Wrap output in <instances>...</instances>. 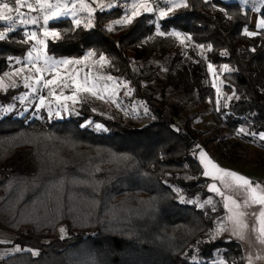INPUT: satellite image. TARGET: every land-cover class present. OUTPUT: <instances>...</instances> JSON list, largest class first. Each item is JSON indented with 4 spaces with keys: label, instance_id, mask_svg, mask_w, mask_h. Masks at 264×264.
Masks as SVG:
<instances>
[{
    "label": "trees",
    "instance_id": "trees-1",
    "mask_svg": "<svg viewBox=\"0 0 264 264\" xmlns=\"http://www.w3.org/2000/svg\"><path fill=\"white\" fill-rule=\"evenodd\" d=\"M185 2L160 21L165 35H157L155 13L109 31L121 7L97 11L92 27L77 28L69 17L49 23L60 33L48 39L50 54L81 57L92 50L106 56L107 72L129 81L149 112L142 125L101 114L86 101L69 119L0 116V229L14 234L11 244L27 248L2 264H248L243 242L213 238L224 206L190 201L213 195L195 158L197 147L215 156L228 139L222 132L205 136L197 114L178 128L154 85L166 68L164 86L196 91L199 102L214 100L216 90L204 73L209 64L229 65L224 89L237 98L212 114L229 131L244 127L245 139L257 137L264 133V29L245 34L253 7L240 0ZM259 12L264 19V3ZM176 31L202 54L192 67L177 66L182 55L180 36L171 35ZM31 47L23 28L9 32L0 41V74L10 57ZM151 61L158 64L141 66ZM19 92L0 91V102L10 103ZM88 120L104 123L106 131ZM223 157L236 160L233 152ZM61 226L68 232L63 238Z\"/></svg>",
    "mask_w": 264,
    "mask_h": 264
},
{
    "label": "rangeland",
    "instance_id": "rangeland-1",
    "mask_svg": "<svg viewBox=\"0 0 264 264\" xmlns=\"http://www.w3.org/2000/svg\"><path fill=\"white\" fill-rule=\"evenodd\" d=\"M132 2L133 0H83V4H81L80 0H47V4L41 5L36 0H25L24 5L19 8V13L6 11V15L13 17V22L15 23L14 29L23 28L25 37L27 33L31 32H36L37 36L33 39L26 38L32 44L31 49L22 57H10L8 68L0 74V81H2L0 91H4L10 87L21 88V92L10 103L0 102V107L8 110L6 113H0V116H23L29 113L31 117L36 118L69 119L78 116L80 103L86 101L91 103L101 114L115 115L134 125H142L149 112L148 106L143 100L134 97L133 87L129 81L107 72L109 59L106 56L103 55L106 57L105 61H101L100 56L96 54L85 59L87 53L92 51L89 50L81 57H56L47 50L48 39L52 37H45L43 34V17L47 13L53 11L61 13L55 19L49 20L47 25L49 28H51L49 26L50 22L66 18L62 15L65 11L71 13L67 17L72 20L74 16L80 19V25L92 27L94 25V15L97 11H108L116 7H121L123 9L122 15L114 18L107 24L108 28L110 26L114 28L116 25H119L116 21L123 20L125 14L131 15L133 11ZM0 3H9L10 7H15V0H0ZM176 3L178 4L179 0H176ZM28 4H31L32 7L29 8L27 6ZM109 4L113 6L109 8ZM150 4L153 11L144 12L141 10L140 15L143 13H155V21L158 26L163 18L172 16L181 8L180 6L173 7L168 0H150ZM84 5H87V7ZM252 7H256L255 1ZM169 8L172 10L165 17L160 18V9L168 10ZM90 9L92 10L91 25L88 26ZM18 16L27 21L36 19L37 23H21L17 19ZM9 23L6 20L0 21V31H4L9 26ZM176 32L180 33V54L182 55L181 63L177 64V66L179 68L183 65L192 67L199 61L202 54L188 36L180 31ZM38 40H43L44 44L38 43ZM48 58L50 60L46 64L45 60ZM63 59L79 60L80 63H52V61H60ZM17 60L20 63H17ZM156 64L158 62L151 61L149 64H141V66L150 67ZM225 65L227 64L222 66L212 65V69L209 70L208 67L204 73L205 81L210 82L216 90L214 100L207 99L204 102H199L196 91L190 92L185 89H176L173 85L164 86L166 68H164L159 76L156 85H154V89L156 90L158 98L165 100L167 112L173 118L178 128L184 124L188 116L197 114L196 124L205 132V136L215 132H222L228 139L226 147L214 151L215 156L209 154L203 145L198 146L195 154L200 162L202 159L199 153L202 151L208 154L210 159L222 170L242 175L252 181L253 184H258L261 188H264V140L260 139V136L264 133L257 135V137L254 135L252 139L247 140L243 137V135L249 134L246 128L241 127L238 131H229L224 124H218L212 114L213 110H219L222 106H227L237 98L236 94L224 89L223 74L231 68L229 65L225 68ZM37 69H40V71H37ZM177 70L178 68L174 72ZM109 76L113 77V79L108 80L107 78ZM85 79L89 86L94 85L92 91H77L75 82L83 84ZM46 81H52V83L46 84ZM25 83L29 86L25 87ZM93 93H98L103 98H97ZM41 97H43V105L40 103ZM69 97H74V99ZM87 123H90L91 127L95 130H97L95 127L97 124L101 125L103 129H106L104 123L99 121L92 122L88 120ZM228 152H233L236 160L223 157V154H228ZM203 167L205 171V165ZM210 173L212 174L209 176L203 175L209 179L208 189L210 185L215 184L226 196H231L242 204L246 199V193L242 188H238L229 177H224L222 181L219 177L223 174L220 172ZM212 192L213 195L206 199L194 198L190 201L197 203L201 207H217L219 204L224 206L221 195L215 191ZM181 199L185 200L184 197ZM209 201L211 202L208 203ZM262 207L264 206L252 204L250 207L243 209L248 213L244 217L248 227L242 231L244 236L242 240L237 235H233L231 231L216 232L217 224L221 221H226V217L228 216L227 211L224 216L215 221L213 228V236L216 239H236L243 242L248 264H264V242L258 239L260 236V225L257 222V216ZM228 227L230 229L231 225ZM61 228L65 230L61 235L67 236L68 232L66 227L61 226L60 230ZM0 232V241L7 243V246L0 248V264H2L4 257L17 253V247L21 251L27 248H22L19 244H11L14 241L13 233L2 229H0Z\"/></svg>",
    "mask_w": 264,
    "mask_h": 264
},
{
    "label": "snow or ice",
    "instance_id": "snow-or-ice-1",
    "mask_svg": "<svg viewBox=\"0 0 264 264\" xmlns=\"http://www.w3.org/2000/svg\"><path fill=\"white\" fill-rule=\"evenodd\" d=\"M36 2L38 4L44 5L47 4V0H36ZM169 3H171L173 5V7H187V3L185 2V0H179V3H176V0H168ZM242 5H246L249 3V0H240ZM25 3V0H15V7H10L9 3H0V21H9V26L4 30V31H0V41H3L7 38V33L11 32L14 30L15 27V23L13 22V17L11 15H6V11L7 12H17L19 13V8L21 6H23ZM80 3L83 4V0H80ZM261 3H264V0H261ZM29 8L32 7L31 4L27 5ZM85 7H87V5H84ZM113 5L109 4L108 7L111 8ZM132 13L131 15H127L125 14L123 20H118L116 21V23L118 24H124V23H128L131 24L132 21L140 15L141 10H143L144 12H152L153 8L151 7L150 4V0H133L132 2ZM172 9L169 8L168 10H164V9H160L159 11V17L163 18L165 17L169 11H171ZM253 11H256L257 9L255 7H253L252 9ZM71 13H69L68 11H65L62 13V15L64 17L69 16ZM61 15V13H58L56 11H53L51 13H47L44 15L43 17V34L45 37H52L53 39H59L60 38V33L58 31L55 30V28H49L47 27L48 22L50 19H55L57 16ZM91 15H92V10H89V24L88 26L91 25ZM74 16V14H73ZM17 19L20 20L21 23H32V24H36L37 20L33 19L31 21H27L25 19H23L22 17L18 16ZM72 24L79 28L80 26V19L78 18H73L72 20ZM258 29H264V19H261L259 21V23L256 25ZM109 31H112L111 26L108 29ZM157 31V35H165V33L160 31L159 26L157 25L156 28ZM245 34L248 36H255L257 33L255 32H248L247 30H245ZM171 35L176 36L177 38H179L180 33L178 32H173L171 33ZM37 33L36 32H31V33H27L26 34V38L27 39H33L36 38ZM183 42V41H182ZM38 43L40 44H44L43 40H38ZM203 47V46H201ZM211 49V46H209V50ZM95 53L92 51H89L87 53V55L85 56V59H87L89 56L94 55ZM29 55H31V53H29ZM50 58L45 60V63H49ZM100 60L101 61H105L106 57H104L103 55L100 56ZM17 63H20L19 60H17ZM52 63H58V64H71V63H80L79 60L73 61L70 59H63L60 61H52ZM33 66H35V64H33ZM209 70L212 69V65L209 64ZM225 68H227V65L224 66ZM37 71H40V69H37ZM108 80H112L113 77L109 76L107 78ZM52 83V81H46V84H50ZM0 86H2V81H0ZM29 85L27 83H25V87H28ZM75 87L77 89V91H85V92H89L92 91L93 86H89L87 83V80L85 79L84 83L81 84L79 82H75ZM94 95L97 96V98H103L101 96H99L98 93H93ZM69 98H73L74 97H69ZM230 99V97H229ZM115 103V101H113ZM40 103L41 105H43V97L40 98ZM8 110L7 109H2V107H0V113H6ZM58 114V113H57ZM83 127V125H82ZM97 130H104L106 131V129H103V127L99 124H97L96 126ZM241 131H243V129H241ZM261 140H264V134H262L260 136ZM199 155L203 158L205 157V154L201 151L199 153ZM201 163H204V159L201 160ZM208 165H211V168L213 170H215L216 172H220L223 175L221 177H219L222 181L224 177H229L231 178V180L235 183V185L238 188H242L243 191L246 193V199L242 202H238L237 200H235L233 197L231 196H226L223 192L220 191V189L215 185L212 184L209 186V190L210 191H215L217 192L219 195H221V197L223 198L224 201V207L226 209V211L228 212V216L226 217V221H221L217 224L216 227V232L219 233L221 231H231V233L233 235H237L239 239H243L244 236L242 234V231L244 229H246L248 227L247 223L244 220V217H246L248 215V213L246 211H244V208H248L250 207L252 204H259L264 206V188H261L260 185L258 184H253L252 181H250L248 178H245L242 175H239L237 173H233V172H229L226 170H222V169H218L217 166L215 164H213L210 160L207 161V163L205 164V171L203 173V175L205 176H209L212 173H210L208 171ZM216 178V177H214ZM211 201H209L208 203H210ZM231 205V207H230ZM257 222L259 223L260 227H259V233L260 236L258 237V239L261 240V242H264V207L261 208L258 216H257ZM229 225H231V228L229 229ZM255 230V229H254ZM61 233L63 234L65 232V230L63 228H61ZM63 238V235L62 237ZM214 238V237H213ZM16 251L19 252L21 251L20 248H16ZM30 251L31 254L33 256H38L39 252L37 250H27ZM92 264H94V262H92ZM216 264H224V261L218 260L216 261Z\"/></svg>",
    "mask_w": 264,
    "mask_h": 264
},
{
    "label": "crops",
    "instance_id": "crops-1",
    "mask_svg": "<svg viewBox=\"0 0 264 264\" xmlns=\"http://www.w3.org/2000/svg\"><path fill=\"white\" fill-rule=\"evenodd\" d=\"M255 3H256V7L255 8L257 10L252 12L251 23H250V26L246 28V30L248 32L258 33L261 29H258L256 25L259 23V21L261 19H263L262 16L260 15V12H259V7L263 3H261V0H255ZM248 4H250V0H249ZM0 234H1V232H0ZM5 246H7V243L0 241V248L1 247H5Z\"/></svg>",
    "mask_w": 264,
    "mask_h": 264
},
{
    "label": "bare ground",
    "instance_id": "bare-ground-1",
    "mask_svg": "<svg viewBox=\"0 0 264 264\" xmlns=\"http://www.w3.org/2000/svg\"><path fill=\"white\" fill-rule=\"evenodd\" d=\"M204 154H205V157H201V159H204V164L203 165H205L206 163H207V161H211L213 164H215L211 159H210V157L208 156V154H206L205 152H203ZM216 165V164H215ZM217 166V165H216ZM217 168L218 169H221V168H219L218 166H217ZM208 171L209 172H216L215 170H213L212 168H211V165H208ZM234 173V172H233ZM218 174V173H217ZM227 178V177H226ZM241 189V188H240ZM254 224V223H253ZM251 226H253V225H251ZM257 226V225H256ZM257 229V228H256ZM259 236V235H258Z\"/></svg>",
    "mask_w": 264,
    "mask_h": 264
},
{
    "label": "built area",
    "instance_id": "built-area-1",
    "mask_svg": "<svg viewBox=\"0 0 264 264\" xmlns=\"http://www.w3.org/2000/svg\"><path fill=\"white\" fill-rule=\"evenodd\" d=\"M255 0H250L251 6H253Z\"/></svg>",
    "mask_w": 264,
    "mask_h": 264
},
{
    "label": "water",
    "instance_id": "water-1",
    "mask_svg": "<svg viewBox=\"0 0 264 264\" xmlns=\"http://www.w3.org/2000/svg\"><path fill=\"white\" fill-rule=\"evenodd\" d=\"M195 158L198 159L197 156H196V154H195Z\"/></svg>",
    "mask_w": 264,
    "mask_h": 264
}]
</instances>
